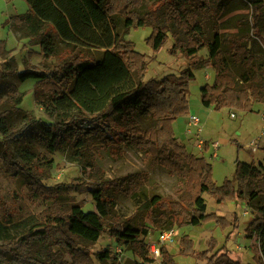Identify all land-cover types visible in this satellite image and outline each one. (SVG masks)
<instances>
[{
	"label": "rangeland",
	"instance_id": "374dc122",
	"mask_svg": "<svg viewBox=\"0 0 264 264\" xmlns=\"http://www.w3.org/2000/svg\"><path fill=\"white\" fill-rule=\"evenodd\" d=\"M217 1H220L219 12L210 25L216 23L225 37L252 36L253 24L245 21L253 13L252 5L244 0L248 6L239 0ZM28 8L26 0H0V39L7 43L0 66L4 72L0 77V113L9 130L7 135L17 131L10 137L0 134V219L11 220L5 222L0 245L12 243L10 247L13 248L12 253L0 250L1 264H161L163 254L160 260H153L149 243L156 242L166 221L151 200L160 196L168 202L188 201L190 195L184 189V181L134 142L108 141L103 134H86L81 139L75 130L81 120L71 123L72 128L68 131L56 126L42 103L54 90L53 86L37 79L23 82L19 75L34 65L40 71L52 74L65 60L72 59L80 51L85 52L76 48L65 60L63 57L45 58L40 45L31 43L28 37L18 38L5 22L12 14L25 13ZM133 11L135 16H145L152 11L155 24L168 30L164 44L154 50L149 41L154 26H140L133 19L135 24L126 28L129 15H119L121 37L114 50L126 52L137 78L145 72L140 68L141 64L146 66L145 79H161L168 74H179L187 67L194 69L197 62L203 64L202 68L194 69L196 77L190 82L189 111L175 124L179 142L190 152L205 156L213 166L212 178L217 185H222L227 178L234 179L237 159L264 164V102L254 101L251 110H218L214 106H204L201 88L215 80L208 49L203 48L193 56L178 47L175 52L171 51L176 44V27L172 7L164 0H142L141 6L134 7ZM261 27L264 38V6ZM209 37L212 38V34ZM252 38L248 44L254 47L258 58L264 59V45L257 36ZM92 55L98 56V51ZM48 82L54 83L55 79L51 76ZM59 88L69 91L70 87ZM190 114L201 119L202 138L206 140L203 149L196 146L199 138L195 145V138L186 132ZM23 126L24 129L19 131ZM53 127L57 129L54 150L49 146ZM253 140L257 143L256 151L246 147ZM213 141L220 143L217 156L209 144ZM6 150L12 159L6 156ZM99 187L107 189L115 202L109 216L103 218L104 232L97 241H90L71 233L64 222L74 205L81 206L85 212L97 211L93 190ZM249 193L250 186H246L242 197L223 203H218L211 193H203L207 213L222 216L230 224L224 228L214 218L197 226L176 223L175 241L165 244L163 249L172 254L178 264H208L218 258L221 250L243 264H258L254 256L261 254L260 229L251 223L258 207L264 206V195L260 200H251ZM9 212L12 215H8ZM184 214L187 216L188 212ZM127 224L145 228L148 234L125 244L118 240L117 229ZM45 228L49 236L31 239L22 251L13 244L30 229ZM183 235L193 240L198 255L180 253ZM68 241H74L83 251L74 255ZM107 248H110L111 256L102 259L99 252Z\"/></svg>",
	"mask_w": 264,
	"mask_h": 264
},
{
	"label": "trees",
	"instance_id": "16d2710c",
	"mask_svg": "<svg viewBox=\"0 0 264 264\" xmlns=\"http://www.w3.org/2000/svg\"><path fill=\"white\" fill-rule=\"evenodd\" d=\"M164 1L172 7L176 27V44L171 51L175 52L177 47L182 48L189 56L196 55L203 48L209 51L208 59L215 71V80L213 84L201 88L203 105L214 106L218 110H251L254 101L264 102V59L258 58L254 47L248 44L253 41L254 35L264 45L261 36L264 0H244L253 7L252 15L245 19L248 24L252 22L253 26L252 36L241 37L237 34L225 37L217 29L216 23L210 25L211 19L218 15L220 1ZM239 1L248 6L243 0ZM26 2L29 6L27 12L12 15L5 22L18 38L28 37L31 43L40 45L45 58L64 59L76 48L84 49L85 54L80 51L72 59H64L52 74L40 71L35 65L26 68L20 73V80L25 82L37 79L53 86L54 90L42 103L59 128L68 131L72 128L71 123L81 120L75 129L81 139L86 134H103L108 141L134 142L171 174L184 181V189L190 195L188 201L168 202L160 196L151 200V204L159 209V214L164 216V230L174 228L176 223L180 226H197L212 218L224 228L227 227L230 223L224 217L207 213V203L203 196L205 192L211 193L218 203H223L242 197L245 187L250 186V199L260 200L264 195V164L237 159L234 179L227 178L222 185H217L212 178V164L205 156L190 152L175 135V121L189 111V86L196 77L194 69L202 68L203 64L197 62L194 69L187 67L179 74H168L161 79H145L146 66L141 64L140 68L145 72L138 74L137 78L126 52L114 50L121 37L119 15L124 14L129 15L125 22L126 28L134 25V20L140 26H154L149 38L154 50H159L166 41L168 30L155 24L152 11L145 16L134 15L133 8L141 6L142 0ZM209 34H212V38ZM6 45V40L0 39V66L3 64L1 57L7 52ZM61 46L64 48L61 49ZM95 51H98V56L92 55ZM3 73L0 69V77ZM51 76L55 79L54 83L48 82ZM67 86L70 87L69 91L59 88ZM56 130L53 127L49 138L52 150L57 141ZM8 131L3 114L0 113V134L10 137L17 132L7 135ZM4 152L7 157L13 158L8 150ZM93 196L97 202V211L85 212L81 206L74 205L64 224L71 233L86 240L97 241L105 229L103 218L109 216L115 199L108 194L107 189L100 187L93 190ZM185 211L188 212L187 216ZM8 215L12 214L9 212ZM10 221L0 219V238H4L1 235L5 231V222ZM251 225L260 229L261 254L256 253L254 257L258 264H264V206L258 207ZM117 230L118 240L128 245L136 242L141 235L148 234L147 229H139L132 224ZM48 236L47 228L30 229L26 236L13 244L22 251L31 239H44ZM68 244L74 255L77 251H83L74 241H68ZM10 245H0V250L12 253ZM179 251L185 256L199 254L188 235L182 236ZM162 254L161 264H178L167 250L163 249ZM99 255L102 259L109 258L110 248L99 252ZM208 264L243 263L232 258L229 252L221 250L218 258Z\"/></svg>",
	"mask_w": 264,
	"mask_h": 264
},
{
	"label": "built area",
	"instance_id": "2783aa9c",
	"mask_svg": "<svg viewBox=\"0 0 264 264\" xmlns=\"http://www.w3.org/2000/svg\"><path fill=\"white\" fill-rule=\"evenodd\" d=\"M200 124H201L200 117L195 114H190L188 127H187V134L197 136V138H199L198 146L200 149H203V144L205 143V141L202 140L200 135L202 132V127ZM262 135L264 136V131ZM211 147L215 150L214 155L217 156V151L220 147V143L218 141H214L212 142ZM247 147L253 148V150L256 151L257 150L256 141L255 140L251 141L249 144H247ZM175 237H176V230L174 228L161 231L158 235L156 242L154 241L149 243V250L152 255L151 258L156 261L162 259L160 257L162 256L163 246L167 243L174 242Z\"/></svg>",
	"mask_w": 264,
	"mask_h": 264
},
{
	"label": "crops",
	"instance_id": "0c3cea01",
	"mask_svg": "<svg viewBox=\"0 0 264 264\" xmlns=\"http://www.w3.org/2000/svg\"><path fill=\"white\" fill-rule=\"evenodd\" d=\"M29 9V8H28ZM28 11V10H27ZM26 11V12H27ZM12 15H14V14H12ZM208 77V76H207ZM188 117V116H187ZM179 118V117H178ZM177 118V119H178ZM177 121V120H176ZM176 121H175V123H174V129H175V124H176ZM188 122H189V117L187 118V127H188ZM203 129V128H202ZM186 132H187V128H186ZM189 135V134H188ZM201 138H202V132H201ZM191 136H193L194 138H195V145H196V142H197V137L195 136V135H191ZM178 138V137H177ZM202 140H204V141H206L205 139H203L202 138ZM214 142V141H213ZM199 144V143H198ZM198 144L196 145L197 146V148H199V146H198ZM210 145L212 144V143H209ZM205 145H207V144H205ZM247 147V146H246ZM200 149V148H199Z\"/></svg>",
	"mask_w": 264,
	"mask_h": 264
}]
</instances>
